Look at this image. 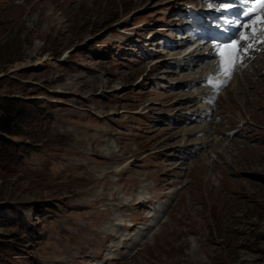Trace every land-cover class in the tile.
Segmentation results:
<instances>
[{
	"label": "rangeland",
	"instance_id": "obj_1",
	"mask_svg": "<svg viewBox=\"0 0 264 264\" xmlns=\"http://www.w3.org/2000/svg\"><path fill=\"white\" fill-rule=\"evenodd\" d=\"M199 1L0 0V96L38 102L0 157V264H264V51L214 95L171 30Z\"/></svg>",
	"mask_w": 264,
	"mask_h": 264
},
{
	"label": "trees",
	"instance_id": "obj_2",
	"mask_svg": "<svg viewBox=\"0 0 264 264\" xmlns=\"http://www.w3.org/2000/svg\"><path fill=\"white\" fill-rule=\"evenodd\" d=\"M37 105L35 98L25 100L16 96H0V157L8 150L10 151L7 156L16 154L11 138L22 134L24 121L30 119L31 108L36 110ZM42 111L43 109H39L38 113ZM32 148L31 146L26 147L25 154Z\"/></svg>",
	"mask_w": 264,
	"mask_h": 264
},
{
	"label": "snow or ice",
	"instance_id": "obj_3",
	"mask_svg": "<svg viewBox=\"0 0 264 264\" xmlns=\"http://www.w3.org/2000/svg\"><path fill=\"white\" fill-rule=\"evenodd\" d=\"M240 4H250L251 7L246 8L242 10L240 13L241 15L245 17H250V19L258 24H264V19H257V17H264V0H239ZM226 9H231L233 5L231 3H226L224 5ZM225 25H232L238 23L235 19H224ZM241 27H244L245 25H240ZM255 30V29H254ZM264 30V29H261ZM249 39V37L245 34H241L238 37H233L232 39L226 41V42H217L216 48L218 50V53L221 55V63H220V70L225 74L228 75L235 67V63L237 58L240 55V45L242 41H245ZM251 48V44L247 45V47L244 49L246 52L247 49ZM225 54H227V59H224ZM209 83L215 86L214 81L211 79L209 80Z\"/></svg>",
	"mask_w": 264,
	"mask_h": 264
},
{
	"label": "bare ground",
	"instance_id": "obj_4",
	"mask_svg": "<svg viewBox=\"0 0 264 264\" xmlns=\"http://www.w3.org/2000/svg\"><path fill=\"white\" fill-rule=\"evenodd\" d=\"M173 33H174V31H173ZM173 35H174V34H173ZM171 37H172V36H171ZM184 47H186V46H184ZM186 48H187V47H186ZM193 53H194V52H193ZM195 54H196V53H195ZM198 54H199V53H198ZM257 55H258V54H257ZM194 56H195V55H194ZM187 57H189V58L191 57V53H190V52H188V56H187ZM263 57H264V56H263ZM185 58H186V57H185ZM256 58H257V57H256ZM256 58L253 59L254 63H255ZM263 59H264V58H263ZM256 61H258V60H256ZM261 61H262V59H261ZM201 63H202V62H201ZM254 63H253V64H254ZM263 63H264V62H263ZM251 64H252V63H251ZM257 64H258V63H257ZM255 67H256V66H255ZM258 67H259V66H258ZM258 67H257V68H258ZM262 68H263V67H262ZM252 69H253V68H252ZM254 70H255V69H254ZM258 71H259V70L256 69V71H254V72L257 73ZM260 72H261V71H260ZM244 74H245V73H244ZM254 75H255V73H254ZM263 75H264V74H263ZM245 76H246V75H245ZM247 76H248V75H247ZM193 79H194V78H193ZM198 79H199V78H198ZM245 79H246V78H245ZM247 80H248V79H247ZM247 80H246V81H247ZM191 81H192V79H191ZM194 83H195V82H194ZM254 86H255V85H254ZM256 87H257V86H256ZM249 88H251L250 85H248V87L245 88V90L242 89V90L240 91V89H238V91L235 93V96H236L238 99H239L240 97H243L244 100H245V98H246V97H245V92L248 93V92L250 91ZM255 89H256V88H255ZM257 90H258V89H257ZM257 90H255V92H259L258 95L261 96L262 99H263V98H264V89H262L261 91H259V90L257 91ZM228 92H229V91H228ZM255 92H254V93H255ZM247 93H246V94H247ZM255 94H256V93H255ZM238 99H237V102H238ZM259 100H260V99H259ZM245 101H246V100H245ZM257 101H258V100L253 99V97H252V98L248 99L246 102H247V104L249 103L248 105H250V103L253 105V104H258ZM238 105H240V102H238ZM232 120H233V118H232ZM234 120H235V119H234ZM240 144H242V143H240ZM232 145H233V144H232ZM234 145H235V144H234ZM236 146H237V145H236ZM132 223H133V222H131L130 224H132ZM130 224H128V225H130ZM134 225H135V224H133V226H134ZM133 226H132V227H133ZM132 227H131V229H132Z\"/></svg>",
	"mask_w": 264,
	"mask_h": 264
}]
</instances>
